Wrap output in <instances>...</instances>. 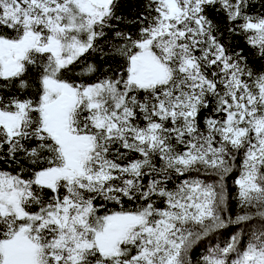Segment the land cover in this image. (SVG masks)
I'll use <instances>...</instances> for the list:
<instances>
[{"label": "snow or ice", "instance_id": "1", "mask_svg": "<svg viewBox=\"0 0 264 264\" xmlns=\"http://www.w3.org/2000/svg\"><path fill=\"white\" fill-rule=\"evenodd\" d=\"M127 3L0 0V264H264V0Z\"/></svg>", "mask_w": 264, "mask_h": 264}, {"label": "trees", "instance_id": "2", "mask_svg": "<svg viewBox=\"0 0 264 264\" xmlns=\"http://www.w3.org/2000/svg\"><path fill=\"white\" fill-rule=\"evenodd\" d=\"M133 3L134 0H128L127 6L122 8V11L124 12H131L134 11L135 9L133 8ZM231 183V181H230ZM233 228H229V229H225L224 230V237H227V235L233 231ZM221 240V237H215L213 242L219 241ZM211 246L209 243L204 242L201 244V246H199L194 258L199 259L201 256L206 255L207 254V247Z\"/></svg>", "mask_w": 264, "mask_h": 264}]
</instances>
